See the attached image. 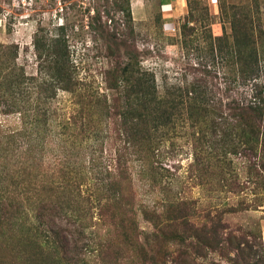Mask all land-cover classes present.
Wrapping results in <instances>:
<instances>
[{
	"label": "rangeland",
	"instance_id": "obj_1",
	"mask_svg": "<svg viewBox=\"0 0 264 264\" xmlns=\"http://www.w3.org/2000/svg\"><path fill=\"white\" fill-rule=\"evenodd\" d=\"M208 2L186 0L185 13L172 25L158 0H0V228L5 210L18 206L7 236L19 240L29 228L42 242L39 200L54 204L60 196L64 202L69 189L74 197L57 214L62 227H82L90 235L94 251L85 264H264V144H254L255 156L227 161L208 154L213 147L202 142L196 159L183 120L152 130L144 151L141 136L130 138L124 130L133 134L140 123L130 117L124 123L118 107H110L118 97L123 106L133 77L144 70L154 75L158 94L203 77L210 95L251 94L249 83L229 84L233 71L220 63L210 35L230 36L236 21L248 17L263 70L258 27H264V0H218L214 14ZM57 33L66 40L79 84L75 93L56 88L41 104L36 98L48 92V75L33 40ZM127 62L138 73L109 87L106 72ZM205 63L210 76L201 71ZM37 103L48 110L46 121L33 116ZM21 179L30 184L24 187ZM12 239L6 243L14 256L19 249Z\"/></svg>",
	"mask_w": 264,
	"mask_h": 264
},
{
	"label": "trees",
	"instance_id": "obj_2",
	"mask_svg": "<svg viewBox=\"0 0 264 264\" xmlns=\"http://www.w3.org/2000/svg\"><path fill=\"white\" fill-rule=\"evenodd\" d=\"M258 33L259 36L264 34V27H258ZM230 36L225 33L214 37L210 35V38L217 41L215 45L221 59L220 63H224L223 66H229L233 71L234 75L229 84L237 88L249 83L251 94L243 92V96L238 94V96L230 98L229 94H226V96L219 95V97L214 96V94L210 95L207 91L205 77L196 78L189 85L164 89L162 94H158L154 75L152 72L144 70L141 75L133 77L128 89L131 91L129 92L130 95L125 98L124 103H122L123 106L121 107V104H119V97L116 103L110 104V107L115 110L118 107L120 112L116 111V113L123 117L124 123L128 120V117L140 123L133 134H130L129 130L126 129L128 126L124 130L130 138L131 135L141 136L144 140L142 142L144 151L150 149V146L147 148L145 143L150 140L152 130H157L159 127L174 128L177 123L185 120L188 121L190 135L194 141L193 149H195L196 159L199 158L196 154V145L202 142L213 147L208 154H220L227 161L228 156L232 155H256L254 144L259 141L264 144V80H261L264 69L262 70L260 66V52L256 45L252 20L246 17L244 20L236 21ZM33 45L39 54L40 63L48 75L43 83L46 85L48 92L41 97L39 96L36 100L41 104H46L55 96L56 88L75 93L76 84H79V82L73 76L75 65L70 60L66 40L58 33L45 39L36 35ZM214 49L211 42L208 48L211 56L214 55ZM202 66L204 67L201 70L203 74L210 76L212 70L207 63ZM134 72L138 73V69L134 68L130 62L121 67L117 64L116 70L110 68L106 72L109 75L108 78L106 76L108 86L114 89L119 88L118 82L129 80ZM121 75L123 78H121ZM17 81L15 78L10 82L8 91L12 89V82L16 83ZM0 83H2L0 84L1 87L3 82ZM226 89L225 92L228 93L230 88ZM33 108V116H36L38 123L41 115L45 116L43 119L46 121L48 110L39 107L38 103ZM132 128H134V125ZM165 134H169V132L165 131ZM215 145L220 146L221 151L218 150L219 147H214ZM240 145H243L241 149L239 148ZM120 155L121 153L117 150V156ZM91 159L93 160L92 157ZM82 165L84 166V164ZM96 169L101 171L99 168ZM98 174L99 172L95 176ZM10 178L13 182L18 181L17 176H13L12 173ZM21 182L25 185L24 187L30 184L23 179L19 183ZM68 186L64 185L63 187L68 188ZM68 191L69 189L64 191L67 200L65 199L61 203L57 199L60 196H56V203L54 204L46 202L44 198L39 200L42 203L41 211L45 220L42 221V225H45L42 242L39 241L41 239L36 232L28 233L30 232L29 228L25 233L21 232L26 229L22 227L17 230L19 232L17 237L19 238L22 233L24 234L19 240H13V236L11 237L10 234L13 233L17 217H12L11 211L13 208L17 209L18 206L11 205L10 208L5 210L3 213V219L6 223L4 229L9 231L10 234L7 236L3 227L0 228V264H85L89 255L94 251L89 246L90 235L84 234L82 227L75 228V231L68 230V227H62L63 224L57 214V212L62 211L60 205L70 203L74 197ZM48 207H50L53 215L45 214V209ZM15 209L13 213H16ZM100 210L106 212V208ZM6 213L10 214L8 218H6ZM11 217L13 218V224L10 221ZM10 238L12 244L9 243L19 249V252H16L14 256L11 254L12 249H8L6 243L7 239ZM78 243H81V245H78ZM71 251L75 252L77 256H74Z\"/></svg>",
	"mask_w": 264,
	"mask_h": 264
},
{
	"label": "crops",
	"instance_id": "obj_3",
	"mask_svg": "<svg viewBox=\"0 0 264 264\" xmlns=\"http://www.w3.org/2000/svg\"><path fill=\"white\" fill-rule=\"evenodd\" d=\"M160 7L163 11H166V15H170L171 22L173 25L174 19L183 15L186 11L187 5L186 0H158ZM218 0H209V8L212 14L217 13Z\"/></svg>",
	"mask_w": 264,
	"mask_h": 264
}]
</instances>
